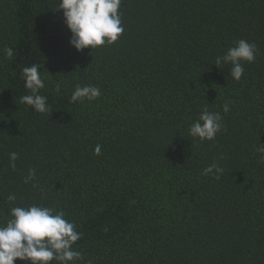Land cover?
<instances>
[{
	"label": "trees",
	"instance_id": "1",
	"mask_svg": "<svg viewBox=\"0 0 264 264\" xmlns=\"http://www.w3.org/2000/svg\"><path fill=\"white\" fill-rule=\"evenodd\" d=\"M119 12L117 41L77 51L53 0H0V225L17 206L63 211L82 234L74 264H264V0ZM240 39L255 60L234 80L215 61ZM32 64L49 114L20 102ZM78 85L101 95L72 102ZM204 108L222 117L213 140L189 135Z\"/></svg>",
	"mask_w": 264,
	"mask_h": 264
},
{
	"label": "clouds",
	"instance_id": "2",
	"mask_svg": "<svg viewBox=\"0 0 264 264\" xmlns=\"http://www.w3.org/2000/svg\"><path fill=\"white\" fill-rule=\"evenodd\" d=\"M122 0H53L56 10H62L63 22L70 32L69 44L75 50L95 48L112 44L123 33L121 14L119 8ZM4 53L11 58L13 49L6 47ZM256 45L244 39L236 42L223 56L216 58L215 65L221 63L232 65L229 75L239 80L244 73L241 61L252 63L255 60ZM50 75V74H49ZM24 88L30 94L20 97V102L30 106L38 113L49 114L51 107L47 97L40 94L45 88V80L41 76L39 65L32 64L22 69ZM60 85H56V91ZM101 95L98 87L85 85L77 86L70 100L77 102L83 98L93 100ZM228 111V106H224ZM220 113L210 112L204 108L198 119L189 128V135L203 140H213L222 129ZM258 160L264 163V145H257L255 149ZM95 152L99 154L100 146ZM10 162L17 159L16 153H10ZM15 167L14 163H11ZM221 172L216 165L204 169L203 174L208 175ZM34 170L32 175H34ZM217 178H219L217 176ZM9 201L15 196L9 195ZM10 218L0 225V264H14L15 260L28 261L29 264H50L53 260L58 264H74L82 259V254L72 248V245L81 238L76 231V225L65 219L63 211L55 212L52 208L32 205L29 207H13Z\"/></svg>",
	"mask_w": 264,
	"mask_h": 264
}]
</instances>
